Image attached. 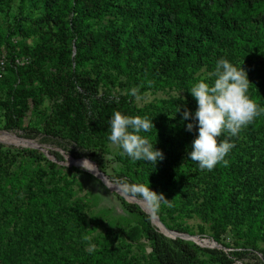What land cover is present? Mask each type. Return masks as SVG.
<instances>
[{
	"label": "trees",
	"instance_id": "obj_1",
	"mask_svg": "<svg viewBox=\"0 0 264 264\" xmlns=\"http://www.w3.org/2000/svg\"><path fill=\"white\" fill-rule=\"evenodd\" d=\"M17 2L12 23L0 24L1 130L71 145L120 185L163 195L152 210L165 228L221 248L165 237L140 204L108 190L120 213L113 208L117 221L105 224L88 200L73 197L82 172L61 166L59 153L51 161L0 143V264H263L264 114L238 136L218 138L234 147L226 165L208 171L187 156L197 133L182 113L196 108L187 89L221 57L247 71L248 94L264 108V0ZM43 100L49 105L39 110ZM30 105L40 115L34 128L25 124ZM113 111L152 118L142 135L163 159L133 161L112 145ZM107 156L108 172L99 161Z\"/></svg>",
	"mask_w": 264,
	"mask_h": 264
},
{
	"label": "clouds",
	"instance_id": "obj_2",
	"mask_svg": "<svg viewBox=\"0 0 264 264\" xmlns=\"http://www.w3.org/2000/svg\"><path fill=\"white\" fill-rule=\"evenodd\" d=\"M249 85L247 71L241 65L236 66L221 57L216 61L213 71L198 78L187 89L196 101V108L194 111L185 108L182 119L191 120L192 122L186 124V130L191 132L195 126L197 133L187 156L198 164L199 169L211 171L220 162L226 165L228 161L225 157L234 147V143L227 138H218L224 133L229 137L238 136L257 116L264 114V108L250 98ZM129 94L137 96L138 89L133 87ZM178 111L179 108L176 112ZM108 123L107 140L118 146L122 154L131 160L155 165L163 159L162 151L142 135L154 127L152 118L113 111ZM81 167L88 171L95 169L87 159L81 162ZM104 182L106 187L115 186L116 190L124 193L131 191L141 196L153 208L159 202L167 201L163 195H157L149 187L128 184L117 186L108 183L106 179Z\"/></svg>",
	"mask_w": 264,
	"mask_h": 264
},
{
	"label": "rangeland",
	"instance_id": "obj_3",
	"mask_svg": "<svg viewBox=\"0 0 264 264\" xmlns=\"http://www.w3.org/2000/svg\"><path fill=\"white\" fill-rule=\"evenodd\" d=\"M18 2L17 0H12L9 3L8 9H6V6L2 5V3H0V24H10L12 23V19L14 16H16L18 10ZM7 25H4V27L0 28V38L2 35H4V31L6 30ZM2 48V44L0 45V49ZM18 59V58H17ZM5 98V92L4 90H2L0 88V101L3 100ZM151 98H147L144 99L143 101L138 100L137 104L138 105H142L143 102H148L150 101ZM49 105L47 100H43L42 106L39 108V110H43V108H47ZM2 114V110L0 107V115ZM40 115H37V111L32 109L31 105L29 106V110L27 112V116L25 119V124L29 123L31 125V127H35V125L37 124V122L39 121V117ZM1 126L2 123H0V141L3 142V145L6 146H13L16 148H23V149H35L40 151L48 160L51 161H55L54 157L51 155V152H57L59 153L62 157H63V162L59 163L61 166H64L68 169H78L79 171H81L82 173H87L93 176V174L90 171H87L85 169H83L82 167H78V164L81 165V162L84 159L90 160L92 161L90 158L88 157H84V156H78L75 157L74 154H76V149L74 147H72L71 145H65L63 144V142L61 141H57V140H53V139H49V140H44V136H42L41 134L35 133V132H31L29 133V137L26 138L25 137V133L20 132V131H12V132H6L1 130ZM10 136L15 138L16 140L19 141V143H16L15 139L11 138L7 141L3 140L2 138L4 136ZM61 144V145H59ZM63 146H65V149L63 148ZM65 150H68L65 151ZM73 151L74 154H72L71 152ZM99 161L101 162V164L106 168L107 172L108 170L111 168L110 167V157H103L100 158ZM93 162V161H92ZM96 167L97 164L95 162H93ZM98 168V167H97ZM96 171V170H94ZM97 172V171H96ZM70 174H73L74 172H70ZM81 175H77V181L78 184L75 185V192H74V198H83L84 201L88 200L90 202V204L92 206H94V211L95 213L98 212L97 214H99L100 216H102L104 218L105 224H114L117 219H114V217L112 216L113 213V208L115 209V213H113L115 216L117 215V213H120V209L118 204L115 202L114 197H112L111 195H109L105 190H108L109 193H115L117 192L120 195H123L124 197H126V199L128 201H133L137 204H140L142 206H144V202H143V198H137L134 196H130L127 193H124L122 191L116 190L115 186L111 187V188H106L103 184V187L100 186L98 183L93 182L91 179H88L84 174ZM112 177H114V175H112ZM106 181L108 183L120 186V183L118 179H109L106 176ZM103 183L105 184V182L103 181ZM122 185V184H121ZM116 194V193H115ZM134 204V203H133ZM140 208V207H139ZM143 211V210H142ZM104 213V214H100V213ZM112 212V213H111ZM144 212V211H143ZM108 217V218H106ZM96 222V220L94 221ZM105 224H102V226L104 227ZM152 224V223H151ZM153 225V224H152ZM154 226V225H153ZM102 227V228H103ZM156 228V227H155ZM196 242L202 244V245H210V242H207L205 240H209L207 238H200L198 236V238H193ZM204 240V241H202ZM210 241V240H209Z\"/></svg>",
	"mask_w": 264,
	"mask_h": 264
},
{
	"label": "water",
	"instance_id": "obj_4",
	"mask_svg": "<svg viewBox=\"0 0 264 264\" xmlns=\"http://www.w3.org/2000/svg\"><path fill=\"white\" fill-rule=\"evenodd\" d=\"M0 143L1 144H3V142H1L0 141ZM90 161V160H89ZM90 162H92V161H90ZM93 163V162H92ZM94 164V163H93ZM95 165V164H94ZM95 168H96V171L101 175V176H103L104 178H106V176L103 174V173H101L99 170H98V168L96 167V165H95ZM94 177H96L104 186H105V184L103 183V181L98 177V176H95V175H93ZM106 187V186H105ZM106 188H108V187H106ZM116 194H118L117 192H115ZM119 196H121V197H123L124 199H125V201H127V202H129L127 199H126V197H124L123 195H120V194H118ZM129 203H132V202H129ZM134 204H136V203H134ZM137 205V204H136ZM147 205H148V203H147ZM138 206V205H137ZM148 207H149V211H145V213L146 214H148L149 216H150V219H151V223L157 228V230L161 233V234H163L165 237H167V238H170V239H175V238H180V239H184V240H189V241H192V242H194L195 244H197V245H199V246H201V247H208V248H221L219 245H217L214 241H209V240H205V241H207V242H210V245H202V244H200V243H198V242H196L193 238H198V236H190V235H188V234H183V233H178V232H175V231H170V230H168L167 228H165L164 226H163V224L159 221V219H158V217L155 215V213L153 212V210H152V207H150L149 205H148ZM154 219L158 222V224H160L167 232H169V233H171V234H173V235H171V236H169V235H166V233H164L160 228H159V226H156L155 224H154ZM202 241H204V240H202ZM263 264H264V262H263Z\"/></svg>",
	"mask_w": 264,
	"mask_h": 264
},
{
	"label": "bare ground",
	"instance_id": "obj_5",
	"mask_svg": "<svg viewBox=\"0 0 264 264\" xmlns=\"http://www.w3.org/2000/svg\"><path fill=\"white\" fill-rule=\"evenodd\" d=\"M11 138H13V137H11V135L10 136H4L2 139L3 140H5V141H7V140H9V139H11ZM13 139H15V138H13ZM15 141H16V143H19V141L18 140H16L15 139ZM77 165H78V167H81V165L80 164H78V163H76ZM95 170V169H94ZM88 171V170H87ZM93 175H95V176H98L102 181H104V179H106V178H104L103 176H101L98 172H96V171H90ZM143 202H144V206H142L141 205V207L142 208H144L146 211H149V207H148V205H147V202L143 199ZM154 224L156 225V226H159V228L164 232V233H166V235H169V236H171V235H173V234H171V233H169V232H167L160 224H158V222L154 219Z\"/></svg>",
	"mask_w": 264,
	"mask_h": 264
},
{
	"label": "built area",
	"instance_id": "obj_6",
	"mask_svg": "<svg viewBox=\"0 0 264 264\" xmlns=\"http://www.w3.org/2000/svg\"><path fill=\"white\" fill-rule=\"evenodd\" d=\"M26 62H27V60L25 58H21V59H16L15 60V64L16 65H19V66H22ZM4 63H5V58H4V56H2L1 57V60H0V67H1V69L4 67Z\"/></svg>",
	"mask_w": 264,
	"mask_h": 264
}]
</instances>
